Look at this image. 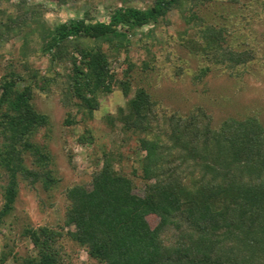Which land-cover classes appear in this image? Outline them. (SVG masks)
Masks as SVG:
<instances>
[{
	"label": "trees",
	"instance_id": "16d2710c",
	"mask_svg": "<svg viewBox=\"0 0 264 264\" xmlns=\"http://www.w3.org/2000/svg\"><path fill=\"white\" fill-rule=\"evenodd\" d=\"M112 1L102 19L85 10L84 16L49 24L41 2L0 0V51L17 38L23 62L22 71L10 62L0 78V173L6 179L0 225L13 209L20 180L40 182L45 190L61 181L46 144L36 139L41 129L48 134L50 124L31 102L36 89H57L67 107L66 124L77 123L78 114L92 118L99 95L120 89L126 103L108 122L114 128L116 120L127 138L135 137L130 175L144 183L142 195L133 192L134 179L122 170L124 154L104 151L89 184L72 183L62 191L67 200L62 227L73 228L25 227L34 253L21 264H63L64 234L99 264H264V125L252 114L214 125L201 105L161 117L148 85L133 83L131 62L117 77L103 49L106 44L113 53H128L137 29L172 9L188 22L211 0H151L143 7L131 3L135 0ZM198 26L197 38L184 43L204 61L194 80L214 66L240 76L258 60L255 49L228 42L224 25ZM31 55L46 57L44 71L29 64ZM77 140L91 142V136L82 133ZM148 214L158 217L153 227ZM3 254L0 264L7 258Z\"/></svg>",
	"mask_w": 264,
	"mask_h": 264
},
{
	"label": "rangeland",
	"instance_id": "374dc122",
	"mask_svg": "<svg viewBox=\"0 0 264 264\" xmlns=\"http://www.w3.org/2000/svg\"><path fill=\"white\" fill-rule=\"evenodd\" d=\"M31 1L44 4L43 16L49 24L84 16L85 10L89 11L90 17L102 19L114 4L112 0ZM150 2L135 0L131 3L143 7ZM194 11L198 18L194 16L188 22L177 9H172L156 23L137 29L133 38L135 43L129 47L128 53H113L104 44L103 49L111 54L112 70L117 77H122L131 62L129 73L133 83L148 85L159 102L161 117L172 112L186 114L192 107L201 105L211 113L214 125L228 116L240 118L249 114L255 115L264 125V0H211ZM203 22L224 25L228 30V42L238 49H255L258 60L249 63L240 76H230L222 66H214L202 80H194L193 74L204 65V61L189 51L184 43L194 35L197 38L198 25ZM18 45L16 38L0 51V78L9 69L10 62L15 70H23ZM28 60L34 69L40 71H44L47 65L43 56L31 55ZM179 67L180 72L176 74ZM98 100L99 107L92 118L82 120L78 114L77 123L66 124L67 107L61 103L57 89L51 86L50 89L34 91L31 102L50 120L48 134L41 129L36 133V139L46 144L52 156L51 166L61 181L50 190H45L40 182L30 185L25 180L19 181L13 209L0 225V257L3 253L7 257L1 264H21L23 257L34 253L30 240L23 234L25 227L46 225L63 232L73 228L62 227L67 206L62 191L72 183L89 184L91 173L101 164L104 151L124 154L121 165L127 175L136 166L133 160L136 156L135 137L127 138L116 120L114 128L108 122V116H115L118 108L125 105L126 98L120 89L114 88L109 93L100 94ZM82 133H88L91 142L79 143L77 138ZM30 159L26 158L27 166L32 165ZM130 176L134 179L133 192L142 195L144 183ZM5 182V176L0 173V205ZM146 218L152 227L158 221L155 214H148ZM59 241L63 264H99L68 235H62Z\"/></svg>",
	"mask_w": 264,
	"mask_h": 264
}]
</instances>
